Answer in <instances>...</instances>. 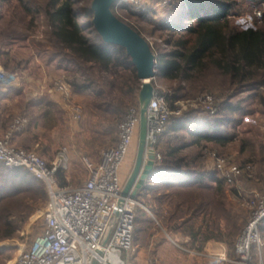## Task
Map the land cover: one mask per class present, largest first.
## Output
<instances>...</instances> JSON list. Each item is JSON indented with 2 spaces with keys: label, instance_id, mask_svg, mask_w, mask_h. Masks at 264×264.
Returning a JSON list of instances; mask_svg holds the SVG:
<instances>
[{
  "label": "trees",
  "instance_id": "1",
  "mask_svg": "<svg viewBox=\"0 0 264 264\" xmlns=\"http://www.w3.org/2000/svg\"><path fill=\"white\" fill-rule=\"evenodd\" d=\"M80 1L47 0L44 5L51 28L53 52L50 59L58 60L60 65L67 62V67L69 62L90 63L93 70L117 74L118 78L110 81L111 86L118 87L130 98V103L121 99L109 104L117 125L129 107L140 106L138 94L142 83L126 49L106 43L94 28L91 5L81 12L86 23L78 21L81 14L76 4ZM259 2L264 0H174L166 9L165 18L156 23L155 27L171 47L167 51H155L152 47L157 59L156 78L173 83L172 92L166 95L170 107L174 109L177 100L205 91L218 92L221 103L213 116L202 110L171 115L166 131L158 139L162 162L155 165L137 193V201L147 209L137 206L134 245L144 243L143 237L155 224V214L165 227H173L190 237L189 244L197 251L215 241L226 244L230 254L234 252L249 212L236 208L229 200L223 177L206 167L203 153L208 147L225 148L237 138L235 130L247 115L254 113L251 107L255 100L264 106V24L241 28L236 23L237 17L251 12L253 5ZM115 4L112 5L114 13ZM138 14L149 16L150 13ZM117 17L141 34L133 24ZM89 26L95 29V36L85 33ZM14 35L0 27L3 43L9 44ZM0 63L10 68L8 61ZM120 67L128 72L118 74ZM94 83L78 76L69 81L74 92L90 90ZM8 91L20 93L13 88ZM241 91L249 94L242 97ZM4 95L0 91V98ZM35 102L31 100L28 105ZM48 114L49 110L41 115L34 112L23 115L28 122L15 134L31 132L42 119L44 126L57 125L54 117L47 118ZM248 163L253 164L246 160L241 165ZM58 177L64 185L63 173ZM45 200V185L30 170L8 167L0 161V240L16 238L17 218L24 223L36 205ZM260 232L264 238V219ZM6 251L0 247V264H5Z\"/></svg>",
  "mask_w": 264,
  "mask_h": 264
},
{
  "label": "built area",
  "instance_id": "2",
  "mask_svg": "<svg viewBox=\"0 0 264 264\" xmlns=\"http://www.w3.org/2000/svg\"><path fill=\"white\" fill-rule=\"evenodd\" d=\"M173 3L174 0H117L114 9L117 12L118 8L128 6L138 13L153 11L154 14L162 15ZM245 21L250 23L246 28L264 24V2L256 5L253 14L247 16ZM148 42L152 48V43ZM16 79L15 73L0 67V87L12 84ZM53 90L61 93L71 119L81 121L84 110L74 101L70 84L55 80ZM171 92L155 85V93L147 111L148 134L144 164L149 159L150 150L154 151L155 165L162 162L158 139L166 131L171 115H180L188 108L202 110L211 116L219 111L221 97L215 92H204L192 99L177 100L174 109L170 107L166 96ZM27 122V117H17L14 125L4 136H0V161L8 167L30 170L44 183L48 200L42 210V233L20 250L13 264H91L95 258L100 264H139L141 253L144 264H158L154 249L143 247L137 253L134 252L137 206L141 205L135 198L125 199L113 232L105 247H101L128 179L124 177L125 164L139 136L140 106L129 108L118 124V140L102 149L98 162L89 157L83 158L88 176L78 187L62 185L59 181L58 174L69 167L70 152L67 146H63L48 161L34 150L13 144L14 134ZM203 157L210 161L206 167L216 170L226 185H233L245 175L254 177L255 166L252 163L238 164L230 156L215 150H206ZM242 205L249 209V217L236 239L235 259L230 260L225 250L218 254L214 264L229 261L235 264H255L256 256L259 264H264V238L260 232L264 219V190L255 192ZM175 244L180 246L177 242Z\"/></svg>",
  "mask_w": 264,
  "mask_h": 264
},
{
  "label": "rangeland",
  "instance_id": "3",
  "mask_svg": "<svg viewBox=\"0 0 264 264\" xmlns=\"http://www.w3.org/2000/svg\"><path fill=\"white\" fill-rule=\"evenodd\" d=\"M92 1L81 0L76 4V8L80 10V14L82 10L84 12V9L92 4ZM46 2L47 0H0V27L6 28L16 34L9 44H5L0 40V62L3 60L8 61L10 66L8 70L15 73L17 82L22 87V94L18 101L14 102L15 106L12 109L19 111V107H23L22 102L38 98L39 93L41 91L44 92L41 89L43 86L48 87L47 91L50 89L56 91L53 90L55 80H61L69 84L71 77L78 76L88 82L94 81L95 83L94 87L87 91L75 92L74 94V90L72 89L74 101L78 102L84 110V117L81 121L73 123L67 108L65 107V110V108L56 105L54 107V114L57 120V128L53 132L47 135L45 132L35 131L33 128L31 132L13 138V144L23 147L30 145L29 149L34 150L48 161H51L52 154L56 155L63 146H67L69 152L72 148H75L78 150V155L73 160L70 159L71 170L69 166L63 172L64 179L62 180L65 182L64 185L78 187L87 178V169L83 158L89 157L93 159L90 156V152L95 150L100 157L102 149L111 146L118 140V124L121 120L116 125L117 118L109 104L121 99L130 103V98L118 87L111 86L110 81L118 78L117 74L115 76L109 72H101L98 69L93 70L90 63L78 64L76 62H69L67 67L65 65L67 62L60 65L58 60L50 59L53 47L50 42L51 28L44 10ZM259 3L253 5L251 12H247L236 18V23L241 28L250 26V23L245 21V18L253 14L255 6ZM246 4L248 5V2ZM115 13L137 27L141 34L152 43L155 51L157 49L170 50L171 47L165 42L163 33L155 27L157 22L165 18L166 11L162 15L154 14L152 11L149 12L150 14H147L149 16H142L134 9L126 6L121 9L118 8ZM78 21L81 24H85L87 19L81 14L78 17ZM85 33L88 36H95L96 31L92 26H89L86 27ZM127 72L128 70H123L122 67L118 68V74ZM153 83L159 86L161 90L172 91L173 83L165 79L155 78L153 79ZM205 92H215L218 94L216 91ZM247 94H249L247 91H241L242 97L247 96ZM42 97L44 101H49L47 96L43 95ZM195 97H188L186 99ZM133 104L131 103V105ZM258 104V101L255 100L251 107L252 110H255L254 113L247 115L235 130L237 138L234 141L230 142L225 148L208 147L204 150V152L206 150H215L220 154L230 156L238 164L246 160L253 162L255 166L253 179L241 177L233 185H226L227 193L231 195L233 202L237 201L236 208L247 210V212H249V209L242 205L243 202L250 200L255 192L264 190V160H262V157L264 158V106ZM35 110L31 108L29 112L36 114ZM189 110L196 109L188 108L183 110V113ZM22 114V111L17 112L16 115L8 120L5 128L0 125L1 137L14 125L17 117L23 116ZM75 124L79 130L76 129ZM40 135H44L45 140L37 145L35 141H37V136ZM138 137L137 135L132 153L133 157L137 153ZM49 140L52 141L51 144ZM209 163L210 161L205 159V165L209 166ZM130 164L131 166L125 168V180L131 173L134 162ZM69 174L73 175L70 183ZM45 192L46 200L36 205L33 214L24 223H21L20 219L17 218L18 236L12 239L0 240V247L7 249L5 252V264H13L20 250L24 246H28L36 236L42 233V210L48 200L46 188ZM138 206L145 208L143 204ZM36 213V218H32ZM154 217L156 218L155 224L150 228V232L146 233L143 237L144 243L140 246L135 245V253L143 247H150L155 251L158 264H214L218 254L225 252V244L215 241L208 242L203 250L197 251L188 244L190 241L186 238L187 236L173 227H165L159 216L154 214ZM174 240L182 247L175 244ZM229 259H235L234 252L231 254L229 252ZM138 262L139 264H144L142 253L138 258ZM221 264L235 263L229 261ZM255 264H259L257 256Z\"/></svg>",
  "mask_w": 264,
  "mask_h": 264
},
{
  "label": "water",
  "instance_id": "4",
  "mask_svg": "<svg viewBox=\"0 0 264 264\" xmlns=\"http://www.w3.org/2000/svg\"><path fill=\"white\" fill-rule=\"evenodd\" d=\"M115 2L117 0H93L91 4L93 10L92 23L106 43L116 44L126 49L127 54L131 57L137 69V76L142 83L139 91L140 128L134 166L118 201V209L114 213L113 221L101 243L102 248L105 247L113 232V228L120 215V208L124 205L125 199L127 197L136 199L139 189L144 185L155 167V154L153 150L149 151V159L144 164L148 134L147 111L155 93L153 79L157 77L155 54L148 40L118 18L113 12L112 5ZM99 253H102L101 249ZM91 264L100 263L95 258Z\"/></svg>",
  "mask_w": 264,
  "mask_h": 264
},
{
  "label": "crops",
  "instance_id": "5",
  "mask_svg": "<svg viewBox=\"0 0 264 264\" xmlns=\"http://www.w3.org/2000/svg\"><path fill=\"white\" fill-rule=\"evenodd\" d=\"M0 67H2V68H4L2 65H1V63H0ZM4 69H6V68H4ZM6 70H8V69H6ZM9 71V70H8ZM9 88H13V89H17V90H19L20 91V93L19 94H15V93H13V92H10V91H8L9 90ZM47 88L48 87H45V86H43V87H41V89H43L44 90V92L43 91H41L40 93H39V97L38 98H34L35 100H36V102L35 103H33L32 105H28L29 104V102L32 100V99H28V100H25L24 102H22V106L23 107H19L20 109H19V111H22L23 112V114L22 115H25V114H27L28 112H29V110L31 109V108H34V109H36L35 111H36V114L37 115H41V114H43L46 110H49V114H48V119L49 118H51V117H54V119H56V116H55V114H54V107L56 106V105H59V106H61V107H63V108H65L66 107V105H65V103H64V101H63V99H62V95H61V93L60 92H58V91H50V90H48L47 91ZM23 90H24V88H23ZM0 91H1V93H3V94H5L3 97H1L0 98V125L2 126V127H6V125H7V122H8V120L10 119V118H12L14 115H16L17 114V112H19V111H17V110H15V109H12V108H14V102H16V101H18V99H19V97L21 96V91H22V87H20V85L18 84V82H17V79L15 80V82H13L12 84H9V85H6V86H2V87H0ZM74 94H75V92H74ZM47 96L48 98H49V101H44V98L42 97V96ZM65 110H66V108H65ZM46 118V119H47ZM47 119V120H48ZM73 123H76V121H73ZM76 125V124H75ZM34 128V130L36 131H39V132H45V134H50L51 132H53L56 128H57V125H54L53 127H51V126H44L43 125V119L41 120V122L37 125V126H34L33 127ZM76 129L77 130H79V128L77 127V125H76ZM44 134V135H45ZM44 135H40V136H37V141H35V143L37 144V145H39V144H41L42 143V141L43 140H45V138L43 137ZM17 136H19V135H17V134H15L14 135V137L13 138H16ZM48 137H50V136H48ZM50 139V138H49ZM48 142V141H47ZM51 142L52 141H50L49 140V143L51 144ZM45 143V142H44ZM116 143V142H115ZM115 143H113V144H115ZM112 144V145H113ZM96 151V150H95ZM95 151H93V152H90V156L94 159V161L95 162H98L99 160H100V157H99V154H98V152L96 153ZM70 153H71V155H72V157L70 158V159H72L73 160V158L74 157H76L77 155H78V150H76L75 148L73 149H71L70 150ZM133 153V152H132ZM132 153L130 154V156H129V158H128V161L126 162V164H125V166L126 167H129V166H131V162H134V158L135 157H133L132 156ZM54 156H55V154H52V159L54 158ZM92 159V160H93ZM69 168H70V170H71V165L69 164ZM124 166V167H125ZM87 176H88V172H87ZM86 176V177H87ZM73 179V175H70L69 174V183H70V179ZM86 179V178H85ZM85 179L83 180V182L85 181ZM83 182L80 184V185H82L83 184ZM79 185V186H80ZM227 195H228V197H229V200H232V197H231V195L229 194V193H227ZM232 203H233V205H235V207H237V201L236 202H233V200L231 201ZM189 241H190V237H186ZM187 240V241H188ZM189 244V243H188ZM228 248H227V246H226V244H225V250H226V252H227V255H228V257H229V252H228V250H227Z\"/></svg>",
  "mask_w": 264,
  "mask_h": 264
}]
</instances>
